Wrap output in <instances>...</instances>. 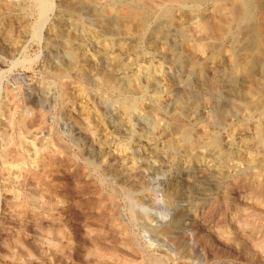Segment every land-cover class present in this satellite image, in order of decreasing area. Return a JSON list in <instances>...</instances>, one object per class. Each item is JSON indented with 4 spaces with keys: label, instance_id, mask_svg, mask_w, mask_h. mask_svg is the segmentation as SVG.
<instances>
[{
    "label": "rangeland",
    "instance_id": "374dc122",
    "mask_svg": "<svg viewBox=\"0 0 264 264\" xmlns=\"http://www.w3.org/2000/svg\"><path fill=\"white\" fill-rule=\"evenodd\" d=\"M50 3L39 17L35 0H0V105L11 96L13 112H0V155L7 144L14 164L0 160V264H264V75L251 60L264 0ZM231 10L228 32L210 34Z\"/></svg>",
    "mask_w": 264,
    "mask_h": 264
},
{
    "label": "bare ground",
    "instance_id": "6f19581e",
    "mask_svg": "<svg viewBox=\"0 0 264 264\" xmlns=\"http://www.w3.org/2000/svg\"><path fill=\"white\" fill-rule=\"evenodd\" d=\"M23 2V0H15V2L16 3H19V2ZM157 0H150V3H155ZM50 0H35V6L38 8V11H39V17H40V15L41 14H43V13H45V10H47V8L49 9L50 7ZM232 8V7H231ZM73 10V9H72ZM83 10L84 9H81V8H79L77 11H76V14H81L82 12H83ZM232 10H233V8H232ZM232 10H231V12H227V13H225L224 14V16L222 17V19H221V21L213 28L214 29V32L212 31V33L210 32V34H214V36L216 35V36H218V35H220L221 34V36L224 34V33H227L228 32V29H230L231 27H230V25H231V22L233 21V20H235V18H234V14H235V12L233 13L232 12ZM234 10H235V8H234ZM233 10V11H234ZM237 10V9H236ZM237 12V11H236ZM71 15H73V14H71ZM75 15V14H74ZM87 18L89 19V20H95V18H94V16L93 15H88L87 16ZM107 18H108V16H107ZM97 19V18H96ZM99 19V18H98ZM102 20H104V18L102 17L101 18ZM102 20H100L101 21V23H102ZM103 25H104V28L105 29H109V28H111L110 26L112 25V23H111V19H107V20H105V21H103ZM204 25H206V24H203V26ZM39 26V25H38ZM209 26V25H208ZM205 27V26H204ZM203 27V28H204ZM211 27V26H210ZM160 28H161V25H157V26H155V28L153 29V32L152 33H154L156 36H160V35H163V34H165V36H166V34H167V32L165 33V32H163L162 34H161V30H160ZM206 28H207V26H206ZM212 28V27H211ZM106 31H108V30H106ZM169 33V32H168ZM162 37V36H161ZM213 38V37H212ZM215 38V37H214ZM217 38V37H216ZM68 50V49H67ZM65 52V51H64ZM262 53V52H261ZM256 53V54H253L252 56H251V60H252V63H253V65H255L256 66V68H258V70H257V74H260L261 76L262 75H264V53ZM183 71V70H182ZM84 78V77H83ZM85 80L87 79V78H84ZM232 78H231V76L229 77V79L228 80H231ZM83 80V79H82ZM88 80V79H87ZM106 80V79H105ZM84 82V81H83ZM87 82V81H86ZM105 82V81H104ZM181 83H180V87H181V91H182V93H185L186 94V98L190 101V102H194V100L196 99L195 98V82H193V79L191 78V77H189V76H187L186 78H184V79H182L181 81H180ZM262 84L260 83V84H258V86H257V88H256V91L255 92H258L259 91V89H260V86H261ZM86 88V86H84V89ZM92 88V87H91ZM93 89V88H92ZM234 90H235V87H234ZM254 91V90H253ZM95 92H96V90H95ZM99 92H101V91H99ZM98 92V93H99ZM237 93V91H234L232 94H230V95H228L227 96V99L225 100V102L223 103V104H221V103H218V104H216L215 105V112H216V114H217V116L221 119V117H223V116H225L227 113H229V112H232V111H234V109H235V107H236V104H237V100H239V97H237V95H235ZM99 94H102V93H99ZM103 96V95H102ZM101 96V97H102ZM246 96H247V94H246ZM126 98V97H125ZM123 99V98H121L122 100H120L121 101V105H123L124 107H126L127 109H128V107H130V105H129V101L127 100V99H129V98H127V99ZM178 98V100H176V103H177V105H178V103H179V101H180V96L179 97H177ZM5 100V99H4ZM2 101V103H1V105H0V112H2L3 113V111H5V110H7L8 108H10V106H9V104H10V102L12 101V97L11 96H9V98H8V100H5V101ZM135 101V100H134ZM243 101H245L244 99H243ZM133 102V101H132ZM131 102V104H134V103H132ZM177 105L175 106V107H173L172 109H170L169 111H167L168 112V114H169V116H170V118H171V122H172V126L176 129V130H178V131H181V132H184V133H186V130H187V127H186V123L184 122V119L182 118L183 116L181 115V112H182V110H181V108H178L177 107ZM134 107H135V105H134ZM133 107V108H134ZM125 108V109H126ZM11 110H12V108H11ZM130 110H131V107H130ZM7 113L6 114H8V116H9V114H13V112L11 113V112H9L8 113V110L6 111ZM5 114V115H6ZM10 115V116H11ZM9 116V117H10ZM22 116V115H21ZM21 116H18V117H21ZM6 117L7 116H5V119H6ZM9 117H8V119H9ZM23 117V116H22ZM11 118V117H10ZM15 119V118H14ZM11 119H9L8 120V122L10 121ZM13 120V119H12ZM19 120H22V119H19ZM19 120H18V122H19ZM17 121V120H16ZM15 121V122H16ZM22 121H24V120H22ZM22 121L20 122V124H22ZM96 121V120H95ZM15 122H14V124H15ZM5 123V122H4ZM7 123V122H6ZM5 123V124H6ZM10 123V122H9ZM8 123V124H9ZM18 124V123H17ZM98 124V123H97ZM23 125V124H22ZM16 126V125H15ZM18 126V125H17ZM16 126V127H17ZM22 128H23V126H21ZM19 128H20V126H19ZM17 129V128H16ZM17 131V130H16ZM20 131V130H19ZM5 132V131H4ZM21 132V131H20ZM19 132V133H20ZM34 132L36 133V132H38V129H35L34 130ZM2 134H3V132L0 134L1 135V137H2ZM6 133H4V135H5ZM187 134H188V131H187ZM3 135V137H5ZM15 136V135H14ZM16 136L17 137H15V138H18V141L17 142H19L20 144L19 145H21V147L20 148H22V147H24L25 146V149L27 148L26 146V144L27 143H25L26 142V140H25V138L21 135V133L19 134V135H17L16 134ZM186 136H188V135H186ZM7 137V138H6ZM6 137H5V141L8 139V137L9 136H7L6 135ZM14 138V137H13ZM213 141H212V143L214 144V145H218V140H216V139H212ZM3 142H4V139L2 140ZM57 141V140H56ZM58 141H60L59 139H58ZM3 142L1 143V144H3ZM9 142H10V138H9ZM11 142H13V140L11 141ZM15 142V141H14ZM4 143H6V142H4ZM16 143V142H15ZM10 144V143H9ZM25 144V145H24ZM7 145V144H6ZM6 145H4L3 147H5L4 149H3V151H1L2 152V154L0 155L1 156V163H2V165H3V167L2 168H4L8 173L9 172H11V169L14 167L13 165V160H10V158L7 156V152H6V147H8V146H6ZM18 145V144H17ZM16 145V146H17ZM18 145V146H19ZM24 145V146H23ZM10 146V145H9ZM15 146V147H16ZM1 149H2V146L0 147ZM19 148V147H18ZM15 150H17L16 148H15ZM23 151V150H22ZM21 151V152H22ZM24 152V151H23ZM14 153H15V151H14ZM13 153V154H14ZM19 153V152H18ZM17 152L15 153V154H18ZM9 154H10V152H9ZM14 154V155H15ZM24 155V154H27L28 155V153H24V154H22V153H19L18 155ZM10 155H12V154H10ZM15 156H17V155H15ZM14 156V157H15ZM25 156V155H24ZM31 156V155H30ZM11 157V156H10ZM18 157V156H17ZM19 157H21V156H19ZM18 157V158H19ZM22 158V157H21ZM21 158H19V159H21ZM13 159V158H12ZM15 159H16V157H15ZM14 159V160H15ZM19 159H17V160H19ZM30 159H32V158H30ZM21 160H24L25 161V159H24V157L21 159ZM21 160H19L20 162H23V161H21ZM28 160V159H27ZM26 160V161H27ZM33 160V159H32ZM19 161H18V163H19ZM31 161V160H30ZM15 162V161H14ZM26 163V162H25ZM29 163V162H28ZM17 164V163H16ZM15 164V165H16ZM12 172H13V170H12ZM11 173H9V175H10ZM14 177V176H13ZM11 179V178H10ZM11 181V180H10ZM15 180L13 179V181L12 182H14ZM11 182V183H12ZM10 183V184H11ZM182 183L184 184V185H186V186H193V180L192 179H187V178H185L184 180H182ZM14 184V183H13ZM13 186V185H12ZM14 188H15V186H14ZM16 192H17V190H16ZM14 193H15V191H14ZM13 195H15V194H13ZM16 196V195H15ZM39 204V203H38ZM131 214H132V212H131ZM184 214H182V212H179V213H177L176 214V216H174V218H173V220H172V227L173 228H176V229H179V228H181V227H183V224L181 223L182 222V220H181V217L183 216ZM133 218L136 220V221H138L139 223H141V224H143V225H145V226H147L148 228H150V229H152V230H155V231H157L156 230V228H155V226L151 223V220H149L144 214H142V213H140V212H136V213H133ZM164 229V228H163ZM165 230V232H168V231H170L169 230V227H167V229H164ZM131 237L133 238V239H135V237L133 236V235H131ZM133 241V240H132ZM178 243H179V245H183L184 243L182 242V240H180L179 239V241H178ZM185 245V244H184ZM147 262H149V264H165L164 262H163V260L160 258V257H156V256H152V255H147Z\"/></svg>",
    "mask_w": 264,
    "mask_h": 264
}]
</instances>
